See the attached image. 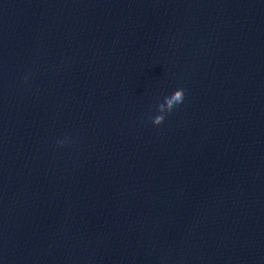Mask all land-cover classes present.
<instances>
[{"label": "clouds", "instance_id": "clouds-1", "mask_svg": "<svg viewBox=\"0 0 264 264\" xmlns=\"http://www.w3.org/2000/svg\"><path fill=\"white\" fill-rule=\"evenodd\" d=\"M185 97L184 89L178 88L172 92L170 96L164 98L162 103L157 104L158 115L152 119V123L156 126L161 125L167 113H170L174 107L183 103ZM63 143V142H61Z\"/></svg>", "mask_w": 264, "mask_h": 264}]
</instances>
